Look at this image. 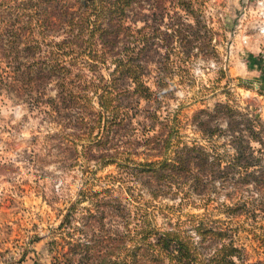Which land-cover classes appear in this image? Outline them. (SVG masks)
I'll list each match as a JSON object with an SVG mask.
<instances>
[{"label": "rangeland", "instance_id": "374dc122", "mask_svg": "<svg viewBox=\"0 0 264 264\" xmlns=\"http://www.w3.org/2000/svg\"><path fill=\"white\" fill-rule=\"evenodd\" d=\"M205 16L213 41L208 48L198 42L203 49L177 64L160 110L173 129L158 128L149 144L141 142L143 115L113 144H97L90 125L73 124V104L58 99L57 80L22 86L11 76L8 86L0 85V264H152L129 242L141 243L136 224L190 230L189 216L227 231L245 251L241 264L261 260L253 232L264 217V0H206ZM101 73L108 79L109 70ZM169 133V154L196 145L209 156L203 171L181 174L172 193L165 181L134 177L136 164L128 160H161L155 138ZM240 151L248 169L233 166ZM107 155L117 162L108 163ZM243 201L252 204L248 214L224 212ZM79 243L89 257L80 253L73 262L68 252ZM204 245L206 252L216 247Z\"/></svg>", "mask_w": 264, "mask_h": 264}, {"label": "trees", "instance_id": "16d2710c", "mask_svg": "<svg viewBox=\"0 0 264 264\" xmlns=\"http://www.w3.org/2000/svg\"><path fill=\"white\" fill-rule=\"evenodd\" d=\"M205 11L206 0H0V85L8 86L11 76L22 86L57 80L58 99L73 104V124L90 125L88 134L97 144H113L118 132L131 131L134 119L141 115L145 133L141 142L149 144L156 135L153 132L161 133L166 126L173 129L160 110L171 92L177 64L182 67L191 61L195 48L203 49L198 42L205 41L208 48L213 41ZM174 55L178 61H173ZM104 68L109 70L108 79L101 73ZM150 78L153 86L147 81ZM49 101L56 103L53 98ZM142 101L148 108L140 107ZM171 136L155 138L162 142L161 160L128 159L136 164L134 177L165 181L169 193L179 189L175 186L182 184L181 174L203 171L209 157L196 145L169 154ZM134 145L124 146L123 154L129 155ZM105 160L117 162L113 155ZM233 160L234 167L252 166L246 151ZM194 175L200 184V177ZM151 192L159 199L161 191ZM250 205L243 201L225 206L224 212L248 214ZM188 221L190 230L186 224L161 230L144 220L134 230L141 243L129 242L152 264H241L245 260V251L227 231L209 227L199 216H189ZM256 229L253 236L261 260L253 264H264V217ZM205 242L216 243L215 249L206 252ZM79 246L73 244L68 252L73 262L80 253L83 260L89 257Z\"/></svg>", "mask_w": 264, "mask_h": 264}, {"label": "crops", "instance_id": "0c3cea01", "mask_svg": "<svg viewBox=\"0 0 264 264\" xmlns=\"http://www.w3.org/2000/svg\"><path fill=\"white\" fill-rule=\"evenodd\" d=\"M22 264H31V262H22Z\"/></svg>", "mask_w": 264, "mask_h": 264}]
</instances>
